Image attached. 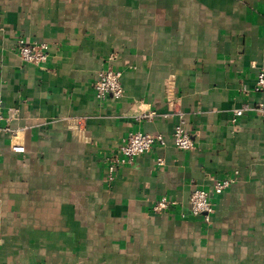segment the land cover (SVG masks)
Wrapping results in <instances>:
<instances>
[{"label": "crops", "instance_id": "obj_1", "mask_svg": "<svg viewBox=\"0 0 264 264\" xmlns=\"http://www.w3.org/2000/svg\"><path fill=\"white\" fill-rule=\"evenodd\" d=\"M18 37L47 61H22ZM109 65L124 94L99 100ZM262 68L264 0H0V264H264ZM135 130L165 143L107 181ZM235 171L208 222L190 214L195 187ZM163 195L177 203L154 212Z\"/></svg>", "mask_w": 264, "mask_h": 264}, {"label": "built area", "instance_id": "obj_2", "mask_svg": "<svg viewBox=\"0 0 264 264\" xmlns=\"http://www.w3.org/2000/svg\"><path fill=\"white\" fill-rule=\"evenodd\" d=\"M51 46L44 41H27L23 37H18L15 42V50L22 61L35 65H42L50 55ZM121 70L110 65L98 72V77L94 82L95 96L99 100H104L108 96L120 98L124 94V89L120 81ZM254 89L261 92L262 97L256 103L255 109L264 122V68L257 72ZM3 100L0 94V131L8 130V127L1 125ZM247 105L234 108L232 112V121H236L244 111ZM174 112H179L174 108ZM180 113V112H179ZM155 115L151 112H139L135 115L136 119L152 118ZM163 115H168L164 113ZM181 116V114H180ZM172 140L176 147L187 150L194 145L193 137L186 129L183 119L175 123L172 132ZM155 143L164 144L165 137L162 133H149L140 130L131 131L116 149L111 151L107 157L106 180L111 182L115 177V172L120 165L129 163L137 155L147 152ZM14 151L23 152L24 147L20 144L12 145ZM158 164L163 163V159H157ZM237 171L231 175L216 177L213 180L210 190L195 187L189 197V211L194 216H200L205 222L210 220L214 212V204L211 199V193H222L237 179ZM177 203V200L169 198L166 195L161 196L152 206L154 212H162L170 209Z\"/></svg>", "mask_w": 264, "mask_h": 264}]
</instances>
